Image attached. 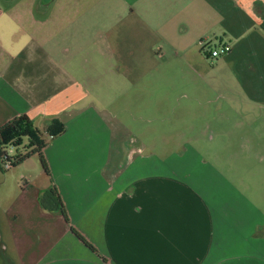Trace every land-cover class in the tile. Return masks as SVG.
Returning <instances> with one entry per match:
<instances>
[{"label":"crops","instance_id":"1","mask_svg":"<svg viewBox=\"0 0 264 264\" xmlns=\"http://www.w3.org/2000/svg\"><path fill=\"white\" fill-rule=\"evenodd\" d=\"M49 2L54 0L36 2V15L46 14L42 7ZM153 5L165 6L159 16L166 21L182 16L176 29L181 35L178 46L201 48L203 39L214 46L228 45L229 51L213 64L235 65L244 75H257L255 85L263 83L259 73L264 72V0H154ZM169 6L181 8L172 11ZM186 7H199L201 13L183 18ZM7 19L13 21L12 16ZM22 50L8 53L0 48V126L21 114L42 131L54 119L63 124V132L42 150L49 175L34 167L38 174L22 177L28 186L21 192L28 196L30 208L40 210L35 223L42 218L60 235L47 238L38 233L29 242L12 236V224L17 258H8L11 264H264V207L251 204L222 178H216L219 189L213 191L196 189L190 182L192 173L176 167L149 173L148 168L159 167L158 159L137 155L135 149L125 152L122 162H114V132L91 100L86 103L90 92L57 63L43 71L48 93L31 89L27 65L19 59ZM62 51L65 55L69 50ZM259 161L261 173L264 160ZM21 166L12 169L23 171ZM50 188L58 193L68 222L40 206L39 194ZM26 203L8 208L12 222L25 213ZM30 223L34 222L16 227L25 229ZM1 244L6 251L7 245Z\"/></svg>","mask_w":264,"mask_h":264},{"label":"rangeland","instance_id":"2","mask_svg":"<svg viewBox=\"0 0 264 264\" xmlns=\"http://www.w3.org/2000/svg\"><path fill=\"white\" fill-rule=\"evenodd\" d=\"M38 1L0 0V48L8 53L23 48L19 59L27 65L31 89L48 93L43 71L57 63L90 92L86 103L91 100L113 130L114 162L135 149L137 155L158 159L159 167H147L149 173L176 167L192 173L196 189L213 191L219 189L216 178H222L251 204L264 207V171L258 173L264 160V81L255 85L257 75L213 64L199 44L178 46L182 16L161 19L165 6L153 5L154 0H54L42 7L46 14L36 15ZM198 8L186 7L183 18L199 16ZM64 47L69 50L65 55ZM26 160L23 171L0 169V244L8 247L5 251L1 244L0 261L5 264L17 258L12 224V236L29 242L38 233L60 235L42 218L35 223L40 210L30 208L21 193L28 186L22 177L41 169L38 154ZM22 203L25 213L12 222L8 208ZM27 221L34 223L16 227Z\"/></svg>","mask_w":264,"mask_h":264},{"label":"trees","instance_id":"3","mask_svg":"<svg viewBox=\"0 0 264 264\" xmlns=\"http://www.w3.org/2000/svg\"><path fill=\"white\" fill-rule=\"evenodd\" d=\"M211 47L210 42L201 44L200 50L207 60L213 61L206 48ZM219 47V46H218ZM221 56V55H220ZM64 130L63 124L56 119L44 131L34 125L32 119L26 114L13 117L0 126V169L4 172L19 166L31 154H38L40 166L49 175L47 163L43 157L42 150L51 139L61 134ZM9 161L7 168L3 167L4 162ZM40 206L49 212L59 213L66 222L68 218L61 199L54 188L42 191L38 197ZM72 232L88 247L92 246L77 231L71 228Z\"/></svg>","mask_w":264,"mask_h":264},{"label":"built area","instance_id":"4","mask_svg":"<svg viewBox=\"0 0 264 264\" xmlns=\"http://www.w3.org/2000/svg\"><path fill=\"white\" fill-rule=\"evenodd\" d=\"M199 43L201 45V44L206 43V41L203 39V40H200ZM206 51L209 52V54L212 58L219 57L220 55H223L229 51V46L228 45H222L220 47V49L216 48V47H214V48L208 47V48H206ZM8 165H9V161H5L3 167L7 168Z\"/></svg>","mask_w":264,"mask_h":264}]
</instances>
